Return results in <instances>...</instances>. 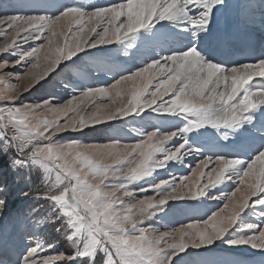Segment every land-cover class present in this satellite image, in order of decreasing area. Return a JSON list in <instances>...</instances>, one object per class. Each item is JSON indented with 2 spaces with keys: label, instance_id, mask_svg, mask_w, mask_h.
<instances>
[{
  "label": "snow or ice",
  "instance_id": "1",
  "mask_svg": "<svg viewBox=\"0 0 264 264\" xmlns=\"http://www.w3.org/2000/svg\"><path fill=\"white\" fill-rule=\"evenodd\" d=\"M225 7L34 0L0 13V56L12 57L0 59V154L14 171L37 172L34 198L51 209L27 214L26 242L0 249V264H210L197 257L217 242L264 256V51L220 58L213 22ZM108 46L134 62L109 61ZM85 65L111 80L57 81ZM57 83L67 99H25ZM141 121L130 141L62 139ZM6 205L0 197V215ZM174 209L187 220L167 223ZM45 224L58 225L71 251L44 238Z\"/></svg>",
  "mask_w": 264,
  "mask_h": 264
},
{
  "label": "rangeland",
  "instance_id": "2",
  "mask_svg": "<svg viewBox=\"0 0 264 264\" xmlns=\"http://www.w3.org/2000/svg\"><path fill=\"white\" fill-rule=\"evenodd\" d=\"M110 2H113V0H90V3L101 5ZM33 3L34 0H0V13L6 8L10 11H26ZM108 47L112 49V51L105 54L109 61H114L115 64L125 67L131 66L134 62L130 58V55L126 56L122 50L116 51L114 46ZM3 58L12 59L9 56H0V59ZM111 78L112 73L108 72L105 68L85 65L83 67H73L70 70H65L57 78V81L71 80L79 83L103 84L106 81H110ZM0 90H2V86H0ZM47 94H55L58 98L64 100L71 93L70 90L62 88L57 83L56 87L47 86L43 89L37 87L30 95L26 93L25 99L34 101ZM142 123L144 122H133L121 126L118 122H109L108 124L98 125L94 129H85L82 134L65 133L62 139H77L84 142H105L109 137L117 136L124 138L126 141H130L134 135L132 129L140 127ZM9 163L8 156L0 154V188L5 189L4 192L0 193V197L7 201L4 212L0 215V249H3L5 246L20 247L26 242V236L31 230V226L26 217L32 209L39 208L36 215L41 217L51 211L46 202L34 198L37 190H42L37 172L33 170L30 173L26 169L14 171L9 166ZM173 171L177 175L189 174L186 167L179 168L178 171L174 169ZM29 176H31V179H29ZM24 192H30V195L25 197L23 195ZM187 215L180 210L174 209L165 219L167 223L175 224L177 221H186ZM57 226L56 224H45L39 231L46 240L56 244L57 251H71L70 244L64 235L54 230ZM197 258L206 259L210 264H264V256L258 251L251 250L247 246H242L240 249L231 248L219 242L212 246L210 252L204 254L203 257Z\"/></svg>",
  "mask_w": 264,
  "mask_h": 264
},
{
  "label": "bare ground",
  "instance_id": "3",
  "mask_svg": "<svg viewBox=\"0 0 264 264\" xmlns=\"http://www.w3.org/2000/svg\"><path fill=\"white\" fill-rule=\"evenodd\" d=\"M226 3L227 7L223 8L214 18L212 43L213 47L218 50L220 58L231 62L228 57V47L231 41L242 37L241 33L235 32V28L242 27L247 34L255 35L264 41V33H258L249 28L250 25L256 27L264 25V0H226ZM234 47L235 43L233 49Z\"/></svg>",
  "mask_w": 264,
  "mask_h": 264
},
{
  "label": "trees",
  "instance_id": "4",
  "mask_svg": "<svg viewBox=\"0 0 264 264\" xmlns=\"http://www.w3.org/2000/svg\"><path fill=\"white\" fill-rule=\"evenodd\" d=\"M11 208H13V206H11Z\"/></svg>",
  "mask_w": 264,
  "mask_h": 264
}]
</instances>
